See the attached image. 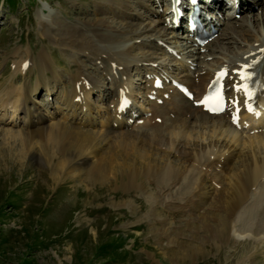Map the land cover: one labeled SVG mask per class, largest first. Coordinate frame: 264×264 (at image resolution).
I'll use <instances>...</instances> for the list:
<instances>
[{
  "label": "bare ground",
  "instance_id": "6f19581e",
  "mask_svg": "<svg viewBox=\"0 0 264 264\" xmlns=\"http://www.w3.org/2000/svg\"><path fill=\"white\" fill-rule=\"evenodd\" d=\"M123 1L119 0V5ZM246 1L240 0L239 12L251 14L253 10ZM106 9L110 12L112 6ZM99 12L100 9L96 11ZM165 12L154 13L160 18L153 25L137 27L128 22L129 33L109 28L103 22L57 29L59 46L97 61L102 72L112 78V91L103 98L109 103L104 121L106 132L95 131L99 127L97 118L86 115L100 113L89 102L95 99L101 83L89 78L82 69L71 76L72 89L64 100L67 108H75L72 123L60 120L47 124L48 119L43 114L26 107L30 88H9L0 96L1 107L6 109L10 105L13 118L25 110L29 128L5 130L0 144V165L8 168L14 159L11 168L15 165L24 171L25 159L31 155L53 175L55 173V177L65 172L69 177L84 178L88 184L109 180L141 191H146L148 186L158 187L167 198L184 202L190 212L202 211L198 226L191 225L193 234L202 232L205 237L221 243L233 241L235 237L260 241L264 238V22L261 25L253 16L254 30L251 31L257 29L258 35H252L243 24L228 26L231 18L224 16L221 20L213 14L212 22L219 28L218 33L223 31L222 37L219 35L200 46L186 37L185 29L176 33ZM137 19L132 17L133 21ZM159 28L165 30L164 34L158 35ZM167 32L173 36L169 37ZM234 33L242 35L244 40L236 39ZM180 34L184 40L180 39ZM138 38H147L137 45L142 52L148 48L150 53L136 59L133 46L126 47V43ZM172 43L180 46L169 54L165 48L172 47ZM237 44L242 52L235 51ZM219 45H224V49L230 47L234 59L225 56ZM158 51L170 61L179 57L177 55L192 54L187 57L192 61L182 63L179 68L175 65L165 69L153 59ZM29 59L16 64L20 72L55 74V65L45 53L34 54L33 62ZM209 59L217 61L210 63ZM174 68L178 77L173 81L174 86L163 84L161 89H155L157 81H163L164 76L167 78L166 71L169 73ZM133 72L146 73L152 79L156 76L154 81L137 77L142 82L145 80L149 112L135 111L126 102L134 103L141 95V86L133 88ZM221 72L228 73L220 83L228 90L229 107L223 114L211 115L199 105L217 83ZM240 73L251 79H242ZM59 77L52 81L62 83L64 76ZM175 83L191 92L194 100L184 96ZM50 91L49 95L55 92L54 88ZM21 96L24 101L20 100ZM234 104H238L239 114L235 113ZM118 126L130 130L115 133L114 127ZM8 151L10 154L5 159ZM90 158L95 160L91 162ZM81 165L84 167L79 168ZM157 199L159 196L147 194V201L156 203Z\"/></svg>",
  "mask_w": 264,
  "mask_h": 264
},
{
  "label": "rangeland",
  "instance_id": "374dc122",
  "mask_svg": "<svg viewBox=\"0 0 264 264\" xmlns=\"http://www.w3.org/2000/svg\"><path fill=\"white\" fill-rule=\"evenodd\" d=\"M118 1L15 0L11 3L0 0V96L9 88H30L27 109L43 114L49 125L60 120L72 123L75 119L71 114L75 108H67L64 100L72 89L71 76L82 69L89 78L101 83L95 99L89 102L100 113L86 115L97 118L99 127L95 131L106 132L104 121L109 103L106 104L104 99L112 91V78L102 72L97 61L76 52H67L59 46L56 42L57 29L87 27L93 22H103L109 28L129 33L128 22L137 27L153 25L160 18L154 13L163 14L165 11L162 12V9L169 2L124 0L119 5ZM246 2L252 13L229 11L231 21L228 26L243 24L252 35H258L257 29L252 32L253 16L262 25L264 0ZM111 6L108 12L106 8ZM98 9L100 12L97 14ZM132 17L138 19L133 21ZM161 28L158 35L165 32ZM222 33L218 34L220 38ZM167 34L173 36L169 32ZM240 34L233 35L244 40ZM146 40L131 39L126 43V47L133 46L136 59L150 53L148 48L143 52L138 49L137 44ZM179 46L172 43V47L166 50L163 47V50L171 54ZM219 46L225 56L234 59L228 49L230 47L224 49V45ZM234 48L235 51L242 50L239 44ZM39 53H45L54 63V75L40 72L24 74L18 70L16 64L19 61L30 58L33 62L34 54L38 56ZM202 53L205 54V51ZM161 54L158 51L153 59L165 69L175 65L179 68L182 63L192 61L191 57L187 58L192 54L177 55L179 57L171 61ZM217 59L208 61L213 63ZM173 71L176 68L169 73L166 71L164 85L172 87L173 81L178 79ZM131 74L133 88L141 86V95L134 103L131 100L126 102L135 111L149 112L144 82L152 81L154 77L152 79L146 73ZM59 76H64L62 83L52 81ZM137 77L145 80L142 82ZM52 88L55 92L49 95ZM20 100L24 101V96ZM24 111H19L13 118V108L10 105L2 108L0 103V144L5 130L24 131L29 128V117ZM136 116L139 118L140 114ZM126 130L130 129L114 127L115 133ZM8 154L9 151L4 154L5 159ZM10 157L9 160L12 159ZM90 160L93 162L95 159ZM12 162L15 164L14 159ZM25 163L24 171L15 165L11 168L13 164L8 168L0 165V264H264V238L255 242L235 237L233 241L221 243L205 237L202 232L193 234L191 225L198 226L197 219L202 211L190 212L184 202L167 198L161 188L148 186L146 191H141L121 187L109 180L88 184L84 178L69 177L65 172L55 177V173L53 175L49 168L36 162L31 155H27ZM146 192L159 196L156 203L147 201Z\"/></svg>",
  "mask_w": 264,
  "mask_h": 264
},
{
  "label": "snow or ice",
  "instance_id": "6c2138e0",
  "mask_svg": "<svg viewBox=\"0 0 264 264\" xmlns=\"http://www.w3.org/2000/svg\"><path fill=\"white\" fill-rule=\"evenodd\" d=\"M227 75H228L227 72H221L220 75L217 78L218 87H217L216 92H215V95L213 97L218 102V104H217V110H219L222 107L223 101H224L223 85L220 83V81H222L223 79H225L227 77ZM240 76H241L242 79H245V80L251 79V77L248 76V75H246L245 73H240ZM244 90L247 92V87H245ZM209 110L212 111V109H209Z\"/></svg>",
  "mask_w": 264,
  "mask_h": 264
},
{
  "label": "trees",
  "instance_id": "16d2710c",
  "mask_svg": "<svg viewBox=\"0 0 264 264\" xmlns=\"http://www.w3.org/2000/svg\"><path fill=\"white\" fill-rule=\"evenodd\" d=\"M7 1H11V3H14L15 2V0H7Z\"/></svg>",
  "mask_w": 264,
  "mask_h": 264
}]
</instances>
